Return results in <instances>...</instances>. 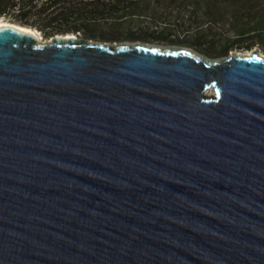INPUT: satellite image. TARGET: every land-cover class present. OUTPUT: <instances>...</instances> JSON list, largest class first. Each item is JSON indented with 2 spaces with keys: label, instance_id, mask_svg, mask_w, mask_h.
Listing matches in <instances>:
<instances>
[{
  "label": "water",
  "instance_id": "1",
  "mask_svg": "<svg viewBox=\"0 0 264 264\" xmlns=\"http://www.w3.org/2000/svg\"><path fill=\"white\" fill-rule=\"evenodd\" d=\"M0 21V264H264V56Z\"/></svg>",
  "mask_w": 264,
  "mask_h": 264
},
{
  "label": "trees",
  "instance_id": "2",
  "mask_svg": "<svg viewBox=\"0 0 264 264\" xmlns=\"http://www.w3.org/2000/svg\"><path fill=\"white\" fill-rule=\"evenodd\" d=\"M152 2L154 0H0V18L35 27L46 38L78 32L81 36L103 41L121 38L168 41L194 46L209 55L227 52L233 45L264 44V0H156L154 3L161 10L174 3L198 9L212 24L228 20L232 33L220 36L216 41L206 34L205 29L195 32L194 40H188L186 33L172 36L168 27L156 24L152 27L149 22L138 21L133 29L128 21H135L140 16L151 19L148 15ZM167 16L172 17L175 27L184 29L187 26L182 16ZM106 21H111L109 26ZM123 28L127 29L125 37L120 35ZM187 29L190 28L187 26Z\"/></svg>",
  "mask_w": 264,
  "mask_h": 264
},
{
  "label": "rangeland",
  "instance_id": "3",
  "mask_svg": "<svg viewBox=\"0 0 264 264\" xmlns=\"http://www.w3.org/2000/svg\"><path fill=\"white\" fill-rule=\"evenodd\" d=\"M156 2V0H154V2H152V8L149 10V17L151 16V19L149 20L146 19V18H141L138 17V18H135V21L134 20H131V21H128L129 24H132V28H136L135 26L137 25L138 21H142L144 23H150L152 24L151 26L152 27H155L156 25L158 26H166L168 27V30L172 32V36L173 35H177V34H182L184 35L186 33V35H189L187 37L188 40H194L193 37H194V33L195 32H199L201 31L202 29H205L207 31L206 34L208 36H212L214 37L215 41L218 40V38L220 36H229L232 32H231V25L229 24V21L228 20H223L222 23H219V24H212V23H209V20L207 18H204L202 16V12L199 11L198 9H193V8H190V7H184L182 5H175L174 4H169L168 6H164L163 9L164 10H161L162 8H156L154 5V3ZM224 11H229L227 8H223ZM165 13V15H164ZM175 14H178V16H182L183 17V20L185 22V25H187L190 29L188 30L187 29V26L182 29L181 27H175L174 25V22H172V17H169L167 15H175ZM189 14V16H188ZM158 15V16H157ZM164 16L165 18H159L160 16ZM154 16V17H152ZM4 19V18H3ZM5 20H8V19H5ZM10 21V20H9ZM146 21V22H145ZM107 23V26H109L110 23L108 22H111V21H106ZM127 24V23H126ZM156 24V25H155ZM125 25V24H124ZM127 25H125L124 27H126ZM131 29V28H130ZM185 31V32H184ZM127 33V29L126 28H123L121 30V36L122 37H125L124 35H126ZM230 33V34H229ZM42 35V33H41ZM208 36L205 37V39H208ZM43 39H50V37L46 38L44 36H42ZM220 39V38H219ZM249 39V38H248ZM250 40V39H249ZM249 40H246V41H249ZM124 41H129V42H137V41H142V40H139V39H130V38H121L119 40H117L116 42L119 43V42H124ZM148 43H153L155 45H160V46H170V45H174V46H180V47H183V48H188L190 49L192 52H195V53H198L200 54L201 56L203 57H210V58H219L221 57L222 55H227V54H230L231 52H237L239 54H244V55H250L252 54L254 51H257V53L260 55V56H264V44H261V43H255L253 44L252 46L250 47H247L246 45L242 46V45H238V46H232L230 50H228L227 52H222V53H216V54H213V55H209L207 53H204L203 51H201L200 49L194 47V46H190V45H187V44H179V43H170L168 41H146ZM218 50V49H217Z\"/></svg>",
  "mask_w": 264,
  "mask_h": 264
},
{
  "label": "bare ground",
  "instance_id": "4",
  "mask_svg": "<svg viewBox=\"0 0 264 264\" xmlns=\"http://www.w3.org/2000/svg\"><path fill=\"white\" fill-rule=\"evenodd\" d=\"M1 23H2V22L0 21V24H1ZM36 33L38 34V38H42L41 33H40L39 31H37Z\"/></svg>",
  "mask_w": 264,
  "mask_h": 264
},
{
  "label": "clouds",
  "instance_id": "5",
  "mask_svg": "<svg viewBox=\"0 0 264 264\" xmlns=\"http://www.w3.org/2000/svg\"><path fill=\"white\" fill-rule=\"evenodd\" d=\"M39 31V30H38Z\"/></svg>",
  "mask_w": 264,
  "mask_h": 264
}]
</instances>
